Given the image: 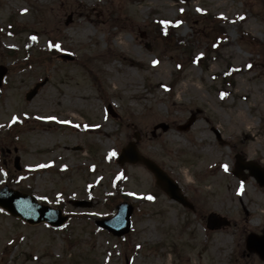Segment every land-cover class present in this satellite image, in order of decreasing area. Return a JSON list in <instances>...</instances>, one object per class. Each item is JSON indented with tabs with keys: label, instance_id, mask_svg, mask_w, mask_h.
Wrapping results in <instances>:
<instances>
[{
	"label": "rangeland",
	"instance_id": "rangeland-1",
	"mask_svg": "<svg viewBox=\"0 0 264 264\" xmlns=\"http://www.w3.org/2000/svg\"><path fill=\"white\" fill-rule=\"evenodd\" d=\"M177 1L0 0V147L18 149L14 186L69 216L52 229L0 210V264H264L245 246L264 228V187L247 169L234 175L236 155L264 168V0ZM216 17L226 40L215 44ZM160 21L180 22L177 40L160 36ZM131 144L193 211L142 164L117 163ZM124 201L126 236L95 225ZM213 212L230 226L208 230Z\"/></svg>",
	"mask_w": 264,
	"mask_h": 264
},
{
	"label": "water",
	"instance_id": "water-1",
	"mask_svg": "<svg viewBox=\"0 0 264 264\" xmlns=\"http://www.w3.org/2000/svg\"><path fill=\"white\" fill-rule=\"evenodd\" d=\"M67 60H73L72 57L63 56ZM7 67L0 65V87L4 77L7 75ZM46 80L36 83L26 94L25 100L30 101L39 91L40 88L45 84ZM216 138L221 142L219 133L215 132ZM126 149H128L126 151ZM125 154L119 156L118 163L123 164L124 161L128 163H141L153 174L155 184L158 188L167 195L171 200L184 206L188 210H193L194 206L187 200L185 195L182 193L178 183H176L168 173H165L158 164L152 162L148 158L139 156L133 145H128L122 149ZM235 174L240 176L244 168L250 171V176L257 180L261 187H264V169L258 167L256 164L247 162L242 164L239 156L235 157ZM19 158L15 159L14 166L17 169ZM241 177V176H240ZM71 204L76 208H89L91 202L85 200H74ZM117 212L110 219H103L96 221V225L102 229H106L111 232L114 236H123L130 231L131 227V216L134 208L131 204L124 202L116 206ZM0 209L11 215L13 218H18L24 223H28L31 226H37V224L45 223L52 228H60V226L68 222V216L64 215L63 210L60 208H53L49 205L42 204L33 195L28 193H22L18 190L9 188L7 186L0 187ZM206 220V226L209 230L214 231L216 229L230 226V222L227 218H223L216 213L208 214ZM246 249L250 252H254L260 259L264 261V229L262 235L257 236L252 233L248 234L245 241Z\"/></svg>",
	"mask_w": 264,
	"mask_h": 264
},
{
	"label": "trees",
	"instance_id": "trees-1",
	"mask_svg": "<svg viewBox=\"0 0 264 264\" xmlns=\"http://www.w3.org/2000/svg\"><path fill=\"white\" fill-rule=\"evenodd\" d=\"M175 2L179 3L180 1L175 0ZM218 18L216 17L217 22L214 26V28H216V37L214 38L215 44L226 40L224 38L226 35V32H225V28H223L224 27L223 24L226 23V21L224 19H221V18L218 19ZM177 27H178L177 21H171V22L160 21L159 23H157L156 28H157V31L159 32L160 36L162 35V38L166 39V41H172V40H177L175 38V32H176ZM240 35L244 38H248V39L250 38L247 36L248 34L243 31L242 27H240ZM250 39H252V38H250ZM254 44H260V43L258 41H256V42H254ZM13 51H14L13 48H8L7 54L12 56ZM234 75H235V73L229 75V77H227V75H226V76H224V79H227V80L232 79ZM22 191L30 192L27 190H22ZM59 206H62V205H59Z\"/></svg>",
	"mask_w": 264,
	"mask_h": 264
},
{
	"label": "flooded vegetation",
	"instance_id": "flooded-vegetation-1",
	"mask_svg": "<svg viewBox=\"0 0 264 264\" xmlns=\"http://www.w3.org/2000/svg\"><path fill=\"white\" fill-rule=\"evenodd\" d=\"M3 148H2V146L0 147V162L4 166L6 171L7 170L10 171V169H9L10 163L12 162V159L14 158V156L12 157V154H14V149L16 147H14L12 150L9 147H3ZM15 175H17V174L15 173ZM12 177H13V175H12Z\"/></svg>",
	"mask_w": 264,
	"mask_h": 264
},
{
	"label": "snow or ice",
	"instance_id": "snow-or-ice-1",
	"mask_svg": "<svg viewBox=\"0 0 264 264\" xmlns=\"http://www.w3.org/2000/svg\"><path fill=\"white\" fill-rule=\"evenodd\" d=\"M57 47H59V46L57 45ZM249 67H251V65H249ZM113 155H115V153H113ZM224 168H225V171L228 170V166L227 165H224ZM149 199H152V197H149Z\"/></svg>",
	"mask_w": 264,
	"mask_h": 264
},
{
	"label": "bare ground",
	"instance_id": "bare-ground-1",
	"mask_svg": "<svg viewBox=\"0 0 264 264\" xmlns=\"http://www.w3.org/2000/svg\"><path fill=\"white\" fill-rule=\"evenodd\" d=\"M191 91L194 92V93H196L197 92V89L192 88Z\"/></svg>",
	"mask_w": 264,
	"mask_h": 264
}]
</instances>
